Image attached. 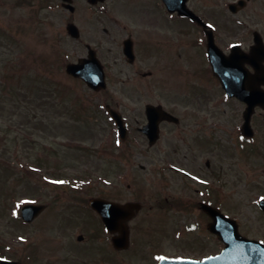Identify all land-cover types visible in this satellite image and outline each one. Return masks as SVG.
<instances>
[{"label":"flooded vegetation","instance_id":"flooded-vegetation-1","mask_svg":"<svg viewBox=\"0 0 264 264\" xmlns=\"http://www.w3.org/2000/svg\"><path fill=\"white\" fill-rule=\"evenodd\" d=\"M41 2L42 7H53L65 17L70 38L84 40L85 53H77L76 60L92 50L100 61L117 54L134 66L139 56L162 58L165 52L177 63L184 60L187 66H201L204 83L195 94L198 108L176 112L167 104H153L167 117L156 123L157 138L152 143L141 130L145 123L131 127L115 105L126 127L124 140L116 146L122 155L117 160L129 150L122 145L133 131L147 138L154 153L160 152L156 146L164 128L175 134V140L167 137L164 153L152 166L169 179V205L182 213L170 233L172 251L166 249L169 229L164 227L158 206H147L143 195L134 193L127 200L99 196L120 207L107 211L108 226L90 207V215L75 235L83 249L42 253L35 250L38 246L31 242L30 230L28 237L21 233L24 237L17 239L31 246L22 248L14 238L3 239L1 233L0 259L20 264H172L167 259L219 257L228 264H264V0ZM70 24L76 38L71 36ZM87 32L92 36L89 43ZM148 75L151 69L142 73ZM183 130L198 134V156L189 152ZM126 190L134 191L129 183ZM35 221L20 225L29 228ZM60 231L63 236L66 227Z\"/></svg>","mask_w":264,"mask_h":264},{"label":"rangeland","instance_id":"rangeland-1","mask_svg":"<svg viewBox=\"0 0 264 264\" xmlns=\"http://www.w3.org/2000/svg\"><path fill=\"white\" fill-rule=\"evenodd\" d=\"M64 20L53 7H42L41 0H0V237L2 233L3 239L14 238L16 246L29 247L17 239L22 234L28 237L30 230L38 252L82 248L84 244L77 243L75 235L90 215L88 200L94 195L127 200L135 193L136 197L143 195L147 206H158L164 227L169 229V234L164 232L166 241L170 237L166 249L172 251L170 233L182 213L169 205V179L152 166L164 153L167 137L175 140V134L164 128L156 146L160 152L154 153L147 138L133 131L122 145L129 150L117 160L120 148L113 147L117 135L104 104L118 105L131 127L145 123L146 103L167 104L176 112L198 108L195 94L204 83L203 69L187 66L182 59L177 63L165 52L162 58L139 56L134 66L116 54L101 61L107 87L93 91L65 73L64 65L76 61V54L85 53V48L83 39L68 36ZM91 38L87 32L85 41ZM148 69L152 75L142 76ZM40 128L48 146L43 152L38 143ZM183 131L189 152L198 156V134ZM9 151L21 158L17 167L9 164L6 170L8 158L12 159ZM39 159L43 164H56L58 170L53 172L47 165L38 168L33 163ZM61 174L68 175L62 185L56 178ZM75 177L79 182L71 184ZM126 183L134 191L126 190ZM30 201L48 207L35 223L23 228L20 206ZM64 226L63 237L60 229Z\"/></svg>","mask_w":264,"mask_h":264},{"label":"water","instance_id":"water-1","mask_svg":"<svg viewBox=\"0 0 264 264\" xmlns=\"http://www.w3.org/2000/svg\"><path fill=\"white\" fill-rule=\"evenodd\" d=\"M66 71L70 72L74 76H81L89 86H92L95 89H99L100 87L105 86L104 85V75L102 72L101 65L97 63V61L95 60V58L93 56L90 59L84 61L83 63L67 64ZM146 111L149 115V113L155 111V109H153V107L151 105H148L146 108ZM161 114L165 115L164 112H160V115ZM112 115L115 118L117 124L120 125V121H121L120 117H118L117 115H115L113 113H112ZM160 115H158L157 112L155 114H153V116L150 119L149 125L150 124L154 125L156 123V120L160 117ZM165 116H167V115H165ZM155 129L156 128L152 129V127H150L149 132L154 133ZM152 137H154V136H152ZM90 204L94 208L95 207L98 208L99 211H102L98 207L99 205H102V202H100V200H97V199L92 200L90 202ZM22 207H23L22 211H21L22 218H24L28 221H30L34 215H36L38 212L41 211L42 208H44V206L36 205V204L24 205ZM220 260H221L220 258L214 259L215 264L220 263ZM222 261L223 260H221V262ZM209 262H212V260H205L202 262H194L192 264H211ZM220 264H222V263H220Z\"/></svg>","mask_w":264,"mask_h":264},{"label":"trees","instance_id":"trees-1","mask_svg":"<svg viewBox=\"0 0 264 264\" xmlns=\"http://www.w3.org/2000/svg\"><path fill=\"white\" fill-rule=\"evenodd\" d=\"M27 107V106H26ZM23 138V137H22ZM8 167V166H7ZM7 167L5 169H7Z\"/></svg>","mask_w":264,"mask_h":264}]
</instances>
